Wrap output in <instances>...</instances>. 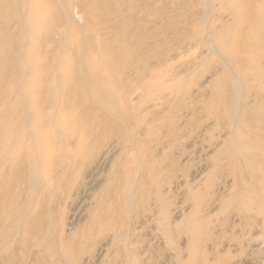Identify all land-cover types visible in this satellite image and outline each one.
Returning <instances> with one entry per match:
<instances>
[{
    "label": "bare ground",
    "instance_id": "bare-ground-1",
    "mask_svg": "<svg viewBox=\"0 0 264 264\" xmlns=\"http://www.w3.org/2000/svg\"><path fill=\"white\" fill-rule=\"evenodd\" d=\"M218 1L235 21L209 18L203 23L190 16L182 22L175 12L181 0H0V264H32L30 254L38 246L48 249L55 261L60 256L61 264H67L65 259L82 264V228L68 230V209L47 204V198L40 197L43 184L60 181L73 170L86 169L92 176L103 172L117 158L119 140L130 146L144 125L149 134L170 127L176 146L179 120L172 117L169 122L161 112L167 103L163 98L171 90L169 101L176 104L185 86L171 81L181 79L189 68L166 73L162 64L176 58L185 43L197 40L201 46L199 31L214 35L211 44L226 62L215 103L228 102L223 94L232 69L238 70L229 112L245 113L240 127L248 140L239 141L247 145V158L242 190L234 203L241 213L261 208L258 184L264 177L260 167L251 165L255 161L251 158L260 153L246 150L264 148V0H202L210 15L218 13ZM173 30L178 36L172 35ZM242 82L245 92L238 91ZM142 88L149 103L159 100L144 114L139 109L145 104L136 99ZM129 163L122 158L115 170L125 173L128 188L102 196L94 226L98 231L92 229L90 234L100 232L102 241L115 230L105 249L112 251L122 241L119 255L125 256L124 264H146L149 252L136 239L131 218L140 196L158 200V207L149 205L146 215L158 220L171 243L178 244L183 223L174 220L172 196L161 188L152 189L149 179L137 189L138 180L135 185L130 180ZM251 166L255 174H250ZM119 197L125 201L123 210L117 206ZM120 211L129 226L118 222ZM202 211L203 206L197 205L196 212ZM201 225L197 217L194 227L201 229ZM195 251L196 256L203 254Z\"/></svg>",
    "mask_w": 264,
    "mask_h": 264
},
{
    "label": "rangeland",
    "instance_id": "rangeland-1",
    "mask_svg": "<svg viewBox=\"0 0 264 264\" xmlns=\"http://www.w3.org/2000/svg\"><path fill=\"white\" fill-rule=\"evenodd\" d=\"M168 5L175 6L172 2ZM216 8L219 9L218 13L210 15L208 6L202 0H181L180 10L175 12L180 15L182 22H185L190 16L197 17L203 23L210 21L209 18L222 22L235 21L234 15L226 11L222 1H218ZM84 25H86L85 22ZM178 34V31L172 33L173 36H178ZM58 37L61 39L62 36L58 35ZM213 38V34L199 31L198 39L203 41L201 46L197 40L189 44L185 43V47L177 50L174 61L161 63L166 73L171 72L172 69L185 70V68H189L185 74L181 75V79L171 81V83L183 82L185 86L183 88L185 91H181L176 104L169 101L171 90H168L163 98L167 103L164 104L161 112L167 114V117L169 116V122L172 117L179 120L180 130L176 146L172 145L174 134L170 127L166 128L167 131L162 128V131L149 134L148 126L144 125L137 134L139 135L138 139L141 138L140 141L137 139L128 146L126 142L119 140L118 156L113 161L114 163L103 172L92 176L91 172L86 169H82V173H76L73 170V173L68 176L69 178L62 177L55 183L51 181L49 183L46 180L43 184L44 193L40 197L47 198V204L53 207L68 209V230L74 232L77 228H82V264H124L125 256L120 257L119 255L122 241L112 251L105 249V246L109 245L112 237L116 234L115 230L111 232L110 238L102 241H100V232L90 234L92 229L97 228L94 226L96 220L99 219L98 213L102 196L107 194L106 192L128 188L129 181L125 173L115 172L122 158L124 162H130V170L133 175L138 172L135 176L131 174L132 178L130 179L134 185L138 180V190L143 187L142 182L145 183L149 179L153 182L152 189L161 188L163 192L173 197L175 201L174 220L183 223L177 247L175 243L170 242L160 228L158 220H151V216L146 215L147 207H158L156 197L147 200L145 194L140 196L136 213L131 218L136 239L143 241L145 250L149 252L145 259L146 264H214L213 262H216L215 264H264V181L258 184L260 195H263L260 198L262 199L261 208L254 212L241 213L239 211L241 209L234 203V199L236 194L242 190L243 174L246 168L244 160L247 158V153L245 154L244 149L247 148V145L245 142H243L244 145L239 142L242 138L248 140V136L241 132L240 127L242 119H245V113H241V111L229 112L230 106L234 103L233 81L235 73H238L237 68L232 69V79L223 94L225 103L228 102L224 105L215 103L217 81L220 72H223L226 67V62L223 56L218 54L215 46L211 44ZM153 46L154 44H149L150 48ZM170 46L169 43L168 47ZM153 51H156L155 47ZM157 80L155 79V81ZM239 90L245 92L246 84L242 82ZM144 93L145 89L142 88L136 95L137 101L145 104L139 109L140 114H144L151 103L159 102L158 99H153L149 103L145 99ZM253 100H256L255 97ZM261 112L264 114L263 110ZM151 119H154V115L151 116ZM170 145L172 149L169 148ZM176 147L178 152H176ZM246 151H259L258 157L251 158V160L255 159L251 165L253 164L256 169L260 167L262 169L261 177H264V148L254 147ZM159 155L162 159L159 158ZM150 165H153L151 170L148 169ZM23 166L26 168L25 163ZM173 169H175L174 172ZM251 169L252 166L250 174H255ZM81 192L82 196H80ZM124 203V199L121 200L119 197L117 206L120 210H123ZM197 205L203 206L202 213L196 212ZM76 215L79 218L76 219ZM197 217L202 219L201 229L194 227V220ZM131 218L129 219L131 220ZM118 222L124 223L126 226L130 225L121 211ZM95 231L97 232L98 229ZM197 237L199 238L196 241ZM59 247L62 248L61 245ZM44 249L38 246L34 250L35 252H31L32 264H61L60 256L55 261L53 254L48 249ZM197 249H200L203 254L196 256L195 250ZM65 262L71 264L68 259H65Z\"/></svg>",
    "mask_w": 264,
    "mask_h": 264
}]
</instances>
